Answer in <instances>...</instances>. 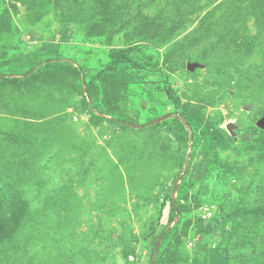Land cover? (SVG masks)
<instances>
[{
    "label": "rangeland",
    "instance_id": "374dc122",
    "mask_svg": "<svg viewBox=\"0 0 264 264\" xmlns=\"http://www.w3.org/2000/svg\"><path fill=\"white\" fill-rule=\"evenodd\" d=\"M263 117L264 0H0V264H264Z\"/></svg>",
    "mask_w": 264,
    "mask_h": 264
},
{
    "label": "trees",
    "instance_id": "16d2710c",
    "mask_svg": "<svg viewBox=\"0 0 264 264\" xmlns=\"http://www.w3.org/2000/svg\"><path fill=\"white\" fill-rule=\"evenodd\" d=\"M58 45L59 44H55V43L46 44V45H44V49L49 50L50 52H53V51L58 49ZM192 116L193 115H189L187 117V120L189 123L193 122ZM206 129H207V133L210 135L209 137H210L211 143H212V146L210 147V149L214 153L216 164L220 165V167L222 168V171L224 173L231 172V168H229V166H227L225 164H221V162L218 161L217 152L214 148V145L216 143H219V144L225 143L227 140L226 136L220 131L219 128H215V126H213L211 124H208ZM153 253H154V251L152 252V254ZM150 264H151V261H150ZM209 264H229V262L227 260V257L222 252H219L217 250H213V252L211 253V256H210Z\"/></svg>",
    "mask_w": 264,
    "mask_h": 264
},
{
    "label": "water",
    "instance_id": "95a60500",
    "mask_svg": "<svg viewBox=\"0 0 264 264\" xmlns=\"http://www.w3.org/2000/svg\"><path fill=\"white\" fill-rule=\"evenodd\" d=\"M191 65H192V64H191ZM258 126H259L260 128H262V129H264V117H263V119L259 120V122H258Z\"/></svg>",
    "mask_w": 264,
    "mask_h": 264
}]
</instances>
